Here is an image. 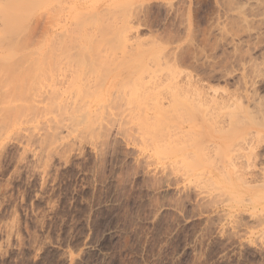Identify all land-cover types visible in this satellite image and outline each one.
<instances>
[{
  "label": "rangeland",
  "instance_id": "1",
  "mask_svg": "<svg viewBox=\"0 0 264 264\" xmlns=\"http://www.w3.org/2000/svg\"><path fill=\"white\" fill-rule=\"evenodd\" d=\"M100 1L108 32L125 25L119 56L161 46L159 69L170 63L177 74L135 77L139 89L126 77L133 88L84 77L108 83L109 98L42 77L21 99H2L0 264H264V187L242 183L264 166V144L257 167L231 174L229 185L213 151L242 116L257 122L222 150L238 153L245 139L253 147L240 152L252 155L264 143V0ZM245 90L260 97L257 112L242 99L220 108L202 97ZM82 97L91 112L77 110ZM209 169L213 179L198 189Z\"/></svg>",
  "mask_w": 264,
  "mask_h": 264
},
{
  "label": "bare ground",
  "instance_id": "2",
  "mask_svg": "<svg viewBox=\"0 0 264 264\" xmlns=\"http://www.w3.org/2000/svg\"><path fill=\"white\" fill-rule=\"evenodd\" d=\"M73 1L74 0H0V104L5 96L6 99H21L22 95L25 93L24 91H32L37 84L36 82H38V80L42 77H52L51 79H53V77H63V79H65V77L68 78L65 80L62 79V83L65 82V88L63 89V92H71L72 90L79 92L83 86V90L81 89L82 93L87 90L88 93L93 92V94L95 93L98 96H107L109 98V96L112 97V95L115 93L112 92L113 94L111 93L112 95H110L108 89L112 87L107 86L109 85L108 83L107 85L106 82L105 84H102L103 82L101 83L98 80V82L101 84L98 83V85H96L97 83L95 84L94 82L93 85H90L92 82L85 81L84 77H97L96 79H100L98 77H114L113 79L119 77L120 83H122V81L126 80L127 78L126 81H129L130 85L132 83L134 86H137L133 80L135 77H141V79H143L142 77H157L158 75L156 72L159 73V70L165 71L167 73L166 75L169 77H174V75L177 74L176 67L174 69V67H172L173 65L169 66L170 63L164 65L163 69H159V67L161 68V65L158 64V57L160 54L157 56V53L160 51L161 46H158L159 48L155 50H152L151 47V50L149 49L150 51L146 50V46H144V48L146 47L145 49H141V46H138L139 48H135L133 46L134 49L130 54H128L127 49V55L120 54L119 56L116 52H123L124 43H126V37L122 36L126 35V30L124 31L122 29L125 28V25L124 27L120 25L122 32L120 29V31L117 30L119 28L117 25H115V27H118L115 28L116 30L114 29L113 31L112 29H109L113 31H109L110 34H113L110 38L105 33V31L109 33L107 28L110 26L109 24H106L109 26L106 27L104 24L105 22L107 23L105 20L109 19L108 16L110 15L108 14L110 12H107V14L104 9V16L108 19L102 16V18L105 20L103 19L104 22L102 21L101 23V15L104 14V11H102L103 9H100L101 11L99 10L98 3L100 0ZM111 1L112 3L116 2V0H106L105 2H107V5L108 3L111 5ZM65 2L69 4V11L67 10V14H63L65 13L63 12L61 15L62 10L64 8L66 9L67 7L64 6L66 4ZM121 2L125 4L122 5L126 8L128 5H130V1L127 6L124 0H121ZM118 3L120 4V1ZM107 5L105 6L104 4L105 8ZM114 5L115 8L120 7H118V4L116 6V3H114L113 6ZM117 8L116 11H119ZM124 11V13L127 12L126 10ZM121 12H119V15L123 14ZM123 16L124 15L118 17L122 19ZM110 18L112 19L111 16ZM113 19L116 20L115 17H113ZM113 22L115 23V21H112V23ZM100 30H103L104 32H100ZM103 33H105L108 37ZM138 42L134 43V45L138 44ZM149 61H151V64L152 62H155L158 67L155 69L153 68V70L149 69ZM155 64L153 63V65ZM161 75L162 74H160V76ZM123 77L126 78L121 80ZM44 79L47 80L46 78ZM129 79L133 80V82H131ZM101 81H104V79H101ZM126 81H123V83L125 82V85L127 84ZM109 83L110 86H112V82ZM125 85H122L121 87ZM128 85L129 84H127L125 87H132ZM80 86L81 88L79 89ZM138 86L135 88L139 89L140 86ZM138 89H135V91H138ZM131 92L133 91L131 90ZM80 94L81 93H79V95ZM90 94H88L87 97L90 98L93 96ZM96 95L95 97H97ZM116 95L114 96L116 97ZM236 95L237 94H234V96ZM82 96L84 95L82 94ZM232 96L233 95L231 94L218 96H206V94H204L202 97L213 104L219 105L220 108L231 107L232 105H235V101L238 99H242L247 106L251 104L249 107L253 109L254 106L257 108L258 105H260V97L258 96L257 98V95L251 93L250 91L247 92L245 90L243 94H238L234 98ZM85 97H82L83 99L79 104L80 106L77 105L76 108H79L77 110L82 111L85 108L84 111L88 112L90 110L88 109L87 104H89L91 100L88 102L89 99H85ZM116 98H118V96ZM6 99L3 101L4 103L6 102ZM261 102L262 101H260V103ZM8 103L9 102H6V104ZM260 107L261 106H259V108ZM104 110H106V108ZM107 110L109 109L107 108ZM227 111L228 113L233 112L232 110L231 112L230 110ZM255 111L257 112V110ZM230 115L232 116V114ZM232 118L233 117H231L230 122L231 120L234 121ZM237 122L238 121H236V123ZM250 122H257V120L253 119V121H245L242 116L238 122L241 125L240 127H234L232 125L233 123H230L229 125L231 126L227 125L228 127L223 130L224 127L219 126L223 130L220 134V137L224 139L217 138L213 151H215V154L217 153L218 155H221L219 157L223 159L225 158V167L227 165L225 171L222 169V171H224V173L226 172L227 175L224 173V175L221 174L223 178L225 176L227 179L221 178V183L225 181L226 185H229L231 174H241L239 171H242L244 167H250L251 165H253V167H257L255 157H257L258 162L259 158L263 156L261 154L262 151L259 150L260 145L264 144L262 142L261 144H257V153L252 155L250 152H248L246 155L240 152L242 149H250L253 147V143L250 142L251 144H248V142H245V139L241 143H238V153L236 152L237 154H231L229 150H222L223 147L221 148V145L224 144L223 142H225L226 139L232 140L236 135L238 136L239 134L241 135L242 133H245L247 128L245 125L249 124ZM245 143L247 145H244ZM211 151L212 149H200V152L204 153L206 156H209ZM230 168H232V170H230ZM211 172L212 170L209 169L207 173H204V176L200 177V180H198L199 183L196 185L198 189L204 187L206 184H209V180L213 179ZM247 175L248 176L246 177V180L242 182L243 184H247L253 189L259 186L264 187V166L257 169L256 171H249ZM212 186L213 188H225L224 184H222V186L216 184ZM198 191L200 192V190H197V192ZM245 200L246 198L242 199V201ZM263 211L264 206L261 208L260 212L262 213Z\"/></svg>",
  "mask_w": 264,
  "mask_h": 264
}]
</instances>
